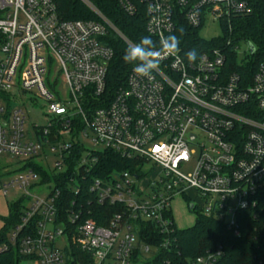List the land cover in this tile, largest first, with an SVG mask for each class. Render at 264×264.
<instances>
[{
	"label": "built area",
	"instance_id": "1",
	"mask_svg": "<svg viewBox=\"0 0 264 264\" xmlns=\"http://www.w3.org/2000/svg\"><path fill=\"white\" fill-rule=\"evenodd\" d=\"M79 1L93 19H63L54 0H0V154L27 162L23 175L3 185L4 194L11 186L23 189L28 202L8 233L7 245L16 249L19 263L157 264L154 256L168 239L142 240L139 222L165 235L178 228L170 207L177 196L188 201L195 217L197 210L235 236L238 214L249 212L264 234V61L250 79L225 69L231 54L239 64L251 54L240 61L237 49L245 41L231 38L232 20L251 13V0H116L130 16L142 6L145 32L157 49L161 36L178 37L183 24L222 44L196 51L194 63L180 49L164 55L149 77L138 76L133 64L113 91L106 76L114 51L104 38L112 31L128 47L134 44L89 0ZM149 4L158 10L149 13ZM211 24L218 25L220 37L201 36ZM14 87L28 101L45 102L46 124L34 126L31 134L24 129L23 108L4 105ZM79 137L141 162L137 172L88 181L101 150H89L81 160ZM45 149L56 152L52 170L44 166ZM32 160L49 172L48 179L34 170ZM156 167L160 170L151 175ZM29 187L49 191L31 194ZM91 201L122 210L101 226L88 215ZM151 248L148 260L143 254ZM219 252L187 263L214 264Z\"/></svg>",
	"mask_w": 264,
	"mask_h": 264
},
{
	"label": "trees",
	"instance_id": "2",
	"mask_svg": "<svg viewBox=\"0 0 264 264\" xmlns=\"http://www.w3.org/2000/svg\"><path fill=\"white\" fill-rule=\"evenodd\" d=\"M130 42L136 44L147 36L145 32L146 13L142 6L138 7L135 15L126 14L116 0H89ZM59 16L66 20L93 19L94 14L79 0H54ZM252 11L248 15L232 20V43L245 41L254 47L248 60L239 64L236 55L231 54L225 69L246 75L247 79L254 73L259 62L264 61V0H251ZM225 31L226 26L222 25ZM179 49L184 54L190 50H201L207 47H217L222 44V39L204 40L196 31L190 30L186 25L178 27ZM227 37V34L225 35ZM105 43L114 51V56L109 63L106 82L110 91L122 86L128 70L133 64H126L122 57L128 46L112 31H108ZM1 42V38H0ZM96 163L88 173V181L94 178H106L110 174H119L124 171L136 173V164L141 162L122 157L112 150L103 149L96 154ZM76 157L72 153L71 159ZM30 165L39 172L43 178H49V172L34 160ZM84 195L92 197L87 190ZM122 206L99 205L90 202L89 217L98 225L106 226L108 220L115 212H120ZM196 212L194 224L185 229L174 228L167 235L160 232L153 224L139 222L140 238L146 242L159 244L163 237L168 241L165 246H160L154 256L157 264H188L187 260L203 255L206 252H216L220 248L219 256L214 264H264V234L260 221L246 211L238 214L239 235L225 226L224 223L205 217ZM22 215L20 202L8 205V215L1 217L3 226L0 229V264H20V258L15 248L8 244L9 231L20 221Z\"/></svg>",
	"mask_w": 264,
	"mask_h": 264
},
{
	"label": "rangeland",
	"instance_id": "3",
	"mask_svg": "<svg viewBox=\"0 0 264 264\" xmlns=\"http://www.w3.org/2000/svg\"><path fill=\"white\" fill-rule=\"evenodd\" d=\"M201 36L204 38L210 37H220L221 31L216 24H211L206 28L202 29L200 32ZM249 55V43L240 42L237 49V57L240 61H245L247 56ZM2 58V53L0 52V60ZM60 81V77H58ZM62 95H64L65 90L63 87L61 88ZM11 99L7 103L9 106H6L8 110H11L16 107H22L25 114V124L24 129L26 133L31 134L33 132L34 126H43L46 124V116L44 115L45 111V102L42 99H37L34 101L26 100V95L17 92V88H12L9 92L6 93ZM79 140L83 146V152L81 154V160H84L87 151L89 150H101L102 146L100 144L94 143L90 138L79 137ZM38 160V159H34ZM44 166L48 170H52L54 167V162L57 160L56 152L49 151L47 149L44 150ZM26 159L23 157H16L9 153H1L0 154V229L3 226V220L1 217L8 215V205L14 204L16 202H20L21 206L26 205L28 202L23 199L25 195V191L23 189L18 188L17 186L8 187L6 193H3V185L14 180L21 175H23L26 171ZM192 165V162L189 163L183 171H188ZM160 169L156 167L151 175L156 174ZM36 181H30V184L35 183ZM29 193L42 195L45 192L49 191L48 187H43L40 189H33V187L28 188ZM186 194L192 199L195 200L196 205H199L198 198H196L193 191L188 190ZM171 211L173 220L178 228L185 229L191 227L195 222V214L188 209V201L183 196L175 197L171 204ZM155 249L151 248L148 253L143 254L144 258L151 259L154 255Z\"/></svg>",
	"mask_w": 264,
	"mask_h": 264
},
{
	"label": "clouds",
	"instance_id": "4",
	"mask_svg": "<svg viewBox=\"0 0 264 264\" xmlns=\"http://www.w3.org/2000/svg\"><path fill=\"white\" fill-rule=\"evenodd\" d=\"M158 10L155 5L149 4L148 12ZM179 38L175 35L161 36L160 48L157 49L150 36L142 37L138 43L128 47L122 57L126 64H135L133 71L140 77H149L159 68L164 55H174L179 51ZM187 60L194 63L197 59L196 50L185 53Z\"/></svg>",
	"mask_w": 264,
	"mask_h": 264
},
{
	"label": "water",
	"instance_id": "5",
	"mask_svg": "<svg viewBox=\"0 0 264 264\" xmlns=\"http://www.w3.org/2000/svg\"><path fill=\"white\" fill-rule=\"evenodd\" d=\"M249 51H250V53H253V51H254V47L251 43H249Z\"/></svg>",
	"mask_w": 264,
	"mask_h": 264
}]
</instances>
